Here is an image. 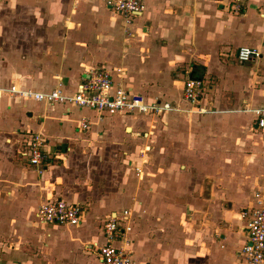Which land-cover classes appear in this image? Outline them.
<instances>
[{
    "label": "crops",
    "instance_id": "obj_1",
    "mask_svg": "<svg viewBox=\"0 0 264 264\" xmlns=\"http://www.w3.org/2000/svg\"><path fill=\"white\" fill-rule=\"evenodd\" d=\"M143 1L128 25L103 0H0V87L71 96L100 68L172 106L107 115L0 97V264H102L99 225L127 209L132 230L116 245L135 264H246L242 212L264 194V0ZM241 47L260 56L240 62ZM188 77L205 82L197 108ZM33 133L49 155L38 168ZM55 199L80 204L82 224L42 222L38 208Z\"/></svg>",
    "mask_w": 264,
    "mask_h": 264
},
{
    "label": "built area",
    "instance_id": "obj_2",
    "mask_svg": "<svg viewBox=\"0 0 264 264\" xmlns=\"http://www.w3.org/2000/svg\"><path fill=\"white\" fill-rule=\"evenodd\" d=\"M103 2L121 15L128 25L145 11L143 0H103ZM259 56V51L250 47H241L237 53V59L240 62H249ZM204 91L203 79L186 78L183 90L185 101L198 106ZM18 94L24 99L33 98L35 101L48 104L64 103L107 115L138 113L156 116L172 109L169 103L151 101L141 94L129 91L122 85L115 84L110 72L100 68L91 69L71 96H67L60 87L47 93L22 90L15 84L8 88L0 87V97ZM254 113L256 115L255 130L264 134V106L254 110ZM89 125L90 122L87 119L78 121V129L81 131L87 130ZM44 142L40 133L31 135L26 153L30 165L38 168L48 159L49 155L44 149ZM255 204L253 208L242 212L246 222L247 241L242 246L240 254L245 258L246 264H264V194H255ZM83 215L84 211L80 204L63 199L47 201L37 210V216L42 222L69 227L80 226ZM132 219V212L127 209L114 213L103 223V236L106 238V243L96 249L97 258L102 264H133L131 252L116 245V242H126L127 235L132 230Z\"/></svg>",
    "mask_w": 264,
    "mask_h": 264
},
{
    "label": "rangeland",
    "instance_id": "obj_3",
    "mask_svg": "<svg viewBox=\"0 0 264 264\" xmlns=\"http://www.w3.org/2000/svg\"><path fill=\"white\" fill-rule=\"evenodd\" d=\"M201 79H202V78H201ZM195 107H196V106H194L193 108H195ZM196 108H197V107H196ZM132 203H133V202H132ZM99 227L102 228V227H103V224H100ZM102 232H103V229H102ZM95 254H96V256H95V255H94V256H95V258H96V257H97V252H96V251H95ZM133 264H135V260H134V259H133Z\"/></svg>",
    "mask_w": 264,
    "mask_h": 264
}]
</instances>
